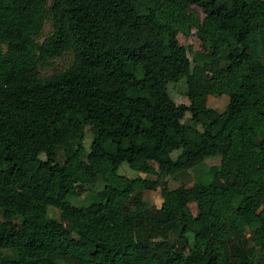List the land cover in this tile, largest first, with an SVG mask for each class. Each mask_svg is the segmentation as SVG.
I'll list each match as a JSON object with an SVG mask.
<instances>
[{
	"label": "trees",
	"instance_id": "trees-1",
	"mask_svg": "<svg viewBox=\"0 0 264 264\" xmlns=\"http://www.w3.org/2000/svg\"><path fill=\"white\" fill-rule=\"evenodd\" d=\"M0 215V264H264V0H0Z\"/></svg>",
	"mask_w": 264,
	"mask_h": 264
},
{
	"label": "rangeland",
	"instance_id": "rangeland-1",
	"mask_svg": "<svg viewBox=\"0 0 264 264\" xmlns=\"http://www.w3.org/2000/svg\"><path fill=\"white\" fill-rule=\"evenodd\" d=\"M194 9L199 12L200 17L204 16L203 10H201L197 7H194ZM44 31L45 32L48 31L47 25L45 26ZM193 31H192V34H190L189 36H183L181 34L178 35L179 44L181 46L185 47L190 59H191V53L192 52H204V49L202 48L200 41L195 36ZM69 63H70V56L69 55H65L63 57L55 59L52 61V63L50 64V66L48 68L42 70V75L46 76V75L53 73L54 71L64 69L69 65ZM167 87H168L169 95L171 96L172 99L175 100L176 103L187 104V98L185 96V81L184 80H181V81L176 82V83H169ZM226 101H227L226 96H222V97L209 96L208 106L219 111L225 106ZM187 120L190 121L191 123L197 125V126L199 125V120H198L196 113L188 114ZM90 140H91V134L89 132H86L84 144L88 145L90 143ZM34 152L37 156L43 158L42 150L40 147H36ZM173 156L177 157V161L179 163H182L184 158H185L184 153H174ZM216 163H218L217 159H211V160L207 161V164H216ZM154 166L156 167V165H154ZM125 167H126V165L123 164L120 167L119 172L123 173ZM130 172L133 173L132 171H130ZM183 180L186 181L187 186L192 185V180H190L188 177H186ZM166 184L168 187L172 188V187H177L178 185H180V182L178 180L168 178L166 180ZM92 197H93L92 192H86L80 198H78V200L74 201V204L79 205V204L83 203L86 199L92 198ZM144 200L150 205H154V206L159 207L161 204V201H162L161 197H160V187H158L154 191L145 192L144 193ZM183 203L186 204L193 213H195L196 207H195L194 203L185 202V201ZM48 213H49V216L59 217L61 219V221L63 222V224L67 228H73L75 223H76L77 215L75 213L70 212V211L64 210V211L60 212L54 208H50ZM0 220L2 221V225H1V231L2 232H9V231L18 229L21 226V220L18 216H15L10 221H6V220H3L1 218V215H0ZM230 230H231V224L229 222H225L226 234H229Z\"/></svg>",
	"mask_w": 264,
	"mask_h": 264
}]
</instances>
